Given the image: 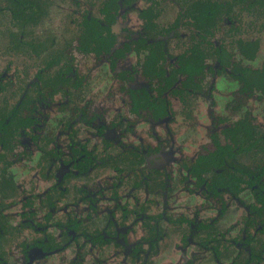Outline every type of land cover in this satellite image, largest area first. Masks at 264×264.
Returning a JSON list of instances; mask_svg holds the SVG:
<instances>
[{
	"label": "flooded vegetation",
	"instance_id": "1",
	"mask_svg": "<svg viewBox=\"0 0 264 264\" xmlns=\"http://www.w3.org/2000/svg\"><path fill=\"white\" fill-rule=\"evenodd\" d=\"M5 1L0 16L8 14L18 27L36 23L46 6ZM96 1L98 15L90 8L77 17L73 44H28L10 30L0 36V264H49L65 252L73 254L66 264H107L109 254L155 264L161 216L149 217L146 204L131 209L129 200L94 215L103 201L120 203L119 190L130 181L147 196L172 191L168 164L180 152L178 138L161 141V125L175 118L165 95L171 87L206 97L211 109L220 108L219 100L231 109L217 112L209 142L195 157L179 168L172 163L184 171L181 180L218 203L219 215L228 201L252 196L241 200L247 229L226 245L199 207L183 217V253L193 244L227 264L221 258L233 245L239 255L230 264H264V120L252 110L253 101H264V60L256 64L260 40L240 34L248 14L264 13V0ZM89 57L119 81L123 114L110 118L109 108L88 96L93 78L81 65ZM58 111L64 114L56 118ZM131 119L147 121L149 132L116 154L119 127L127 122L132 130ZM80 125L90 128L87 135ZM130 214L147 231L133 243Z\"/></svg>",
	"mask_w": 264,
	"mask_h": 264
},
{
	"label": "rangeland",
	"instance_id": "2",
	"mask_svg": "<svg viewBox=\"0 0 264 264\" xmlns=\"http://www.w3.org/2000/svg\"><path fill=\"white\" fill-rule=\"evenodd\" d=\"M45 2L44 14L36 23L28 22L26 23L27 25L18 27L16 24L19 21L14 24L8 14L0 16V36L8 34L10 30L15 34L23 33L25 37L23 36L22 39L28 44H56L55 47L58 46L59 48L61 44H73L77 30L76 20L78 16L80 17L81 14L87 13L90 8L91 11L93 9L94 15H98V1L96 0H45ZM5 3V0H0V4ZM175 12L176 10L172 11L173 15ZM246 14L244 13V16ZM261 15H258L255 19L248 14L245 17L246 20H244L245 24L242 21V31L240 32L246 38L260 40L261 47L256 64H260L264 60V26L262 27V24L264 25V13H261ZM129 17L135 18L136 14L132 13ZM248 20L254 21L250 23ZM6 39L9 40L8 38ZM133 59L131 57L130 61ZM81 66L87 72H90L93 78L92 82L90 80L91 87L87 88L88 96H95L100 102L102 101V104L110 110V118H113L117 114H123L125 110L118 100L120 97L118 93L120 83L107 72L105 64L99 58L95 62L93 57H89L83 60ZM58 95L61 96V93ZM165 95L170 99L171 105H175L176 107L173 108L175 118L170 123L161 125V134L165 136V139H161V141L167 140L171 134L178 138L177 144L180 152L175 155L176 158L172 163L176 162L179 168L180 162L195 157L201 151L202 146L209 142V132L217 112L229 113L231 109L225 106L224 103H221L220 100L218 101L220 108L214 107L211 109L210 104L205 100L206 97L190 98L188 95L181 94L179 89L174 87L169 88ZM252 107L257 117L264 120V101H253ZM62 109L72 108L64 107ZM61 114L64 113L61 111H58V113L55 112L56 118H59L57 115ZM129 122L136 123L135 128L128 130L127 122L123 127H119L114 144L115 148L112 150L116 154L122 153L121 145L133 144L138 141V136H143L144 132L148 133L149 126L151 127L145 120L131 119ZM78 131L81 135H87L90 128L88 126L81 127L80 125ZM118 164L122 166V163ZM171 164H168L169 168H171L168 172H170V175L172 173L173 176H171L174 177L172 178L173 188L171 192L164 191V189L160 188L159 193L154 195L151 193L150 196H147L145 190L132 189V183L130 181L119 190L120 203L116 202L115 204V202H110L106 204L103 201L101 205L103 209L94 216L104 217L106 213L103 210L113 208L117 205L120 206L121 200L122 202L129 200L131 209H136L140 205L146 204L144 205L145 211L149 217L157 218L161 216L159 230H161L163 236L156 241L155 264H216L211 252L203 250L201 253V248L197 245L190 244L188 249H184L185 253H183L181 239L182 234L188 231V225L182 221V218H192L194 216L193 213L200 208L201 216L205 222L213 224L214 230L216 227L217 232L225 235L222 244L226 245L228 241L237 239L242 230L247 229L245 219L243 218V216L245 217V212L242 208V202L252 200V196L247 192L243 193L241 198L232 199L230 202L228 201L225 209L222 210L223 213L219 215L221 213L220 208L222 207L218 203L208 201L202 194L196 192L193 183L191 187L186 186L183 180H181V178H184V171L180 172L179 169H174L173 164ZM167 203L169 206L167 210H164L165 208L163 207ZM86 213L84 212L83 215L85 216ZM134 217L137 218L135 214H130L129 220L126 221L130 228H137V233L131 237V243L147 235L146 229L140 228L139 220L137 222L133 221L135 219ZM96 226L98 225H90L92 228ZM220 247L224 250L223 246ZM111 249L112 251L109 252L115 253L116 249ZM224 251L226 252L221 259L227 264L233 262L235 256L239 255V249L233 245H230L229 250ZM72 255L71 252L62 253L61 255L50 257L48 263L66 264ZM100 257H103V255L101 254ZM108 259L107 264H132L129 258L128 261H125L123 255L114 256L109 254ZM191 259H193L192 263L190 262Z\"/></svg>",
	"mask_w": 264,
	"mask_h": 264
}]
</instances>
